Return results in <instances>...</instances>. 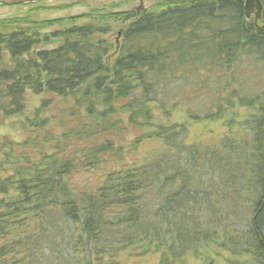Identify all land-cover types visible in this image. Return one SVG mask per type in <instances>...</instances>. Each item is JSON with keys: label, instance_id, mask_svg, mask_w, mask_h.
Returning <instances> with one entry per match:
<instances>
[{"label": "trees", "instance_id": "16d2710c", "mask_svg": "<svg viewBox=\"0 0 264 264\" xmlns=\"http://www.w3.org/2000/svg\"><path fill=\"white\" fill-rule=\"evenodd\" d=\"M260 1L258 26L246 17V0H163L140 14H96L52 34L57 48L37 52L48 37L33 22L0 21V128L23 114L28 90L80 92L95 120L87 138L111 130L121 111L165 145L158 160L109 175L95 193L69 186L72 160L6 154L12 171L0 177V264H119L126 252L185 264L190 256L204 261L212 247L264 264ZM111 22L125 26L118 45L106 39ZM240 108L253 112L244 124L252 138L239 147L225 139L220 153L186 146L187 125L169 123L174 109L199 122ZM90 151L96 164L98 155L119 153L110 141Z\"/></svg>", "mask_w": 264, "mask_h": 264}, {"label": "rangeland", "instance_id": "374dc122", "mask_svg": "<svg viewBox=\"0 0 264 264\" xmlns=\"http://www.w3.org/2000/svg\"><path fill=\"white\" fill-rule=\"evenodd\" d=\"M163 0H42L17 6L0 4V21L28 19L36 25L42 36L48 37V42L36 47L34 52L52 50L60 45V41L50 37L59 30L74 25L89 23L96 14L114 12L143 13L152 11ZM138 9L142 11L138 12ZM253 18V15L251 16ZM261 22V21H260ZM259 24V23H258ZM127 25V24H126ZM110 34L106 37L113 45L121 42L124 24L111 22ZM121 34V35H120ZM6 57L4 63H8ZM253 78V77H252ZM253 80V87L259 84ZM264 84V81H263ZM82 93L60 98L43 92L35 95L28 90L25 97L23 114L8 118L0 128V177L10 175L12 168L5 165V155L12 151L14 159L27 157L37 162L45 157H56L61 160H72L75 171L67 177L69 186L76 193H95L107 180L108 176L130 168L154 162L165 151V145L158 138H147V128H134L129 125L128 115L117 111L111 116L110 129L98 139L86 137L92 130L95 120L90 117L81 99ZM247 109H236L228 113L223 120L191 121L186 113L174 109L170 113L171 125H187L189 135L186 146H194L201 151L215 150L221 152L220 143L227 139L239 147L252 138L251 132L244 127L246 121L253 115ZM162 117L161 112L155 111ZM46 126L33 128L32 124ZM92 125V126H91ZM117 125V128H116ZM232 125V126H230ZM4 139L9 142L4 143ZM141 141L135 147L137 141ZM110 141L119 153L114 155H98V164L89 157L93 147ZM239 145V146H238ZM212 151V150H211ZM91 165V166H90ZM126 252L119 255V264H159V254ZM243 260L217 248L206 252L204 261L188 257L185 264H242Z\"/></svg>", "mask_w": 264, "mask_h": 264}, {"label": "water", "instance_id": "95a60500", "mask_svg": "<svg viewBox=\"0 0 264 264\" xmlns=\"http://www.w3.org/2000/svg\"><path fill=\"white\" fill-rule=\"evenodd\" d=\"M42 0H0V4L7 6H17L26 3H36ZM142 11L138 9V12ZM245 11L247 19H250L253 15L254 23L258 26V23L262 20L263 6L260 0H246ZM264 28V26H262ZM121 35V34H120Z\"/></svg>", "mask_w": 264, "mask_h": 264}]
</instances>
